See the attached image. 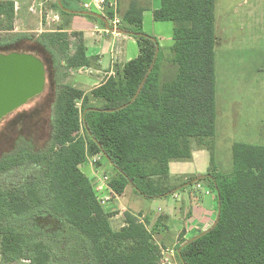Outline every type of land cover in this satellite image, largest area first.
I'll return each mask as SVG.
<instances>
[{"label":"trees","instance_id":"trees-1","mask_svg":"<svg viewBox=\"0 0 264 264\" xmlns=\"http://www.w3.org/2000/svg\"><path fill=\"white\" fill-rule=\"evenodd\" d=\"M81 1L63 4L83 11ZM55 8L63 18L57 31L26 35L15 33L14 3L0 1V53L31 54L45 63L46 90L31 103L48 90L53 94L52 131L45 140L32 136L44 107L17 111L26 134L0 154V261L160 264L163 249L148 221L127 212L126 225L115 230L113 214L81 166L96 155L106 159L116 171L109 185L117 196L130 186L159 199L178 188L168 183L171 161L191 159L192 139L216 133V0H161L155 21L174 24L170 63L178 71L169 81L162 78L160 43L145 34L144 10L133 2L120 27L140 54L90 92L64 83L92 61L83 34L71 32L75 15L57 2ZM233 154L231 178H207L217 194V223L190 242L181 237L180 264H264V146L237 143Z\"/></svg>","mask_w":264,"mask_h":264},{"label":"rangeland","instance_id":"rangeland-1","mask_svg":"<svg viewBox=\"0 0 264 264\" xmlns=\"http://www.w3.org/2000/svg\"><path fill=\"white\" fill-rule=\"evenodd\" d=\"M263 7L261 0H216V133L211 138L192 139L191 159L171 161L172 174L168 182L170 186H181L186 177L185 173H190L187 177L190 179L198 178V173H201L202 178L207 175L231 178L234 173L235 144L264 146V30H261L264 27V17H261L264 14ZM168 25H173L174 29L173 23ZM144 32L159 42L162 39L156 33L151 35L149 26ZM165 34V38H168ZM162 55V78L165 81L173 80L178 70L170 63L171 49H162ZM42 57L50 69L48 56L43 53ZM72 73L64 83L74 84ZM52 98L53 94L48 90L34 102L30 101L27 104L31 103L29 106L19 110H29L34 106L44 107L45 110L34 120L36 125L32 136H35L37 142H43L45 136L52 131ZM19 117L16 113L0 121V154L14 145V140L19 135L26 134L19 129L24 126L20 124ZM83 170L87 173L86 169ZM144 199L148 201L153 216L157 208L154 199L134 194L124 201L132 210L138 211L141 208L139 202Z\"/></svg>","mask_w":264,"mask_h":264},{"label":"crops","instance_id":"crops-1","mask_svg":"<svg viewBox=\"0 0 264 264\" xmlns=\"http://www.w3.org/2000/svg\"><path fill=\"white\" fill-rule=\"evenodd\" d=\"M0 1H12L15 5V33L39 36L43 33L57 31L63 23L62 16L55 8L57 0ZM93 2L94 0H82L81 6L84 8L85 4ZM133 2H136L138 7L144 10L143 30L147 31L149 26L151 35L156 33V36L162 37L159 42L161 49H171L174 45V29L173 25L168 24L172 22H158L154 19L155 11L161 7V0H107L104 12L99 11L94 5L91 7V11L104 15L111 23L116 17L121 19ZM261 4L264 6V0H261ZM262 10L264 12V7ZM109 12L112 13V19L106 16ZM261 17H264V14H261ZM261 30H264V27ZM71 32L83 34L87 55L92 61L91 68L71 71L74 77L73 85L85 92H90L102 85L115 75L117 68L137 58L140 54V47L133 37L128 34L108 31L102 21L77 15L72 20ZM163 34L168 38H165ZM23 44L27 46L28 42H23ZM81 169L87 170L88 174L84 170L83 172L90 178L94 188L95 184L102 183L104 174L108 175L110 179L116 176V171L104 158L96 165L89 159L81 166ZM171 174L170 168V177ZM184 175L186 177L183 179L182 185L177 186L178 188L172 194L154 199L157 208L153 216H151V208L148 207L149 203L145 199L139 202L141 208L138 211L127 206L124 199L137 194L130 186L126 188L123 196L115 195L112 189L109 191L105 189L100 194L104 197H111V201L104 205V208L107 213L113 214L111 222L115 230H120L126 225L125 213L127 212L140 216L143 221H148V228L153 234L155 243L163 249V257L168 252H173V255H169V263L161 262L160 264H180L177 248L181 243V237L186 242L198 238L209 231L218 218L217 194L207 181L211 175L202 178L201 173H198V178H194L192 182L187 183L188 185L184 183L190 179L187 178L190 173ZM114 225L117 227L115 228Z\"/></svg>","mask_w":264,"mask_h":264},{"label":"water","instance_id":"water-1","mask_svg":"<svg viewBox=\"0 0 264 264\" xmlns=\"http://www.w3.org/2000/svg\"><path fill=\"white\" fill-rule=\"evenodd\" d=\"M57 3L60 9L66 13L94 17L102 21L108 31L128 34L121 27L115 29L109 20L100 13L69 10L64 7L63 0H57ZM46 85L47 71L45 63L41 59L31 54L18 52L0 53V120L22 109L30 101L42 95L46 90Z\"/></svg>","mask_w":264,"mask_h":264},{"label":"built area","instance_id":"built-area-1","mask_svg":"<svg viewBox=\"0 0 264 264\" xmlns=\"http://www.w3.org/2000/svg\"><path fill=\"white\" fill-rule=\"evenodd\" d=\"M95 6L99 11H102V12H104L105 10H106V7H107V0H94V2L92 3V4H85L84 5V9L85 10H87V11H91V7L92 6ZM111 24L114 26V28L115 29H117V28H119L120 27V25H121V19H119V18H114L112 21H111ZM103 157L101 156V155H96V156H94V157H90V158H88V160L90 159V161L94 164V165H96V164H98L100 161H101V159H102ZM110 181H111V179H110V177L108 176V175H103V177H102V183L100 184V185H96L95 184V191H96V193H97V196H98V199H99V201H100V203L104 206V205H106L108 202H110L111 201V197L110 196H107V197H104V196H102V195H100L102 192H103V190H110L111 188H110V185H109V183H110ZM165 254V253H164ZM162 255H163V253H162ZM169 255H173V252H168L167 254H166V256H164V257H162V261L161 262H164V263H169L170 262V259H169ZM24 263H28L27 261H25ZM0 264H3L1 261H0Z\"/></svg>","mask_w":264,"mask_h":264},{"label":"flooded vegetation","instance_id":"flooded-vegetation-1","mask_svg":"<svg viewBox=\"0 0 264 264\" xmlns=\"http://www.w3.org/2000/svg\"><path fill=\"white\" fill-rule=\"evenodd\" d=\"M19 111V110H18ZM14 113H17V111L16 112H14ZM13 114V113H12ZM12 114H10V115H12ZM9 115V116H10ZM9 116H7V117H5V118H3V119H1L0 121H2V120H4V119H6V118H8Z\"/></svg>","mask_w":264,"mask_h":264}]
</instances>
